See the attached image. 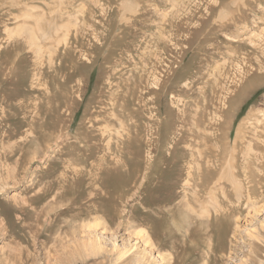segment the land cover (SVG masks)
I'll use <instances>...</instances> for the list:
<instances>
[{"label":"rangeland","instance_id":"rangeland-1","mask_svg":"<svg viewBox=\"0 0 264 264\" xmlns=\"http://www.w3.org/2000/svg\"><path fill=\"white\" fill-rule=\"evenodd\" d=\"M255 76L264 0H0V264H264Z\"/></svg>","mask_w":264,"mask_h":264},{"label":"bare ground","instance_id":"bare-ground-1","mask_svg":"<svg viewBox=\"0 0 264 264\" xmlns=\"http://www.w3.org/2000/svg\"><path fill=\"white\" fill-rule=\"evenodd\" d=\"M263 80V78L261 77V76H255V77H253L250 81H249V83H247V84H245L242 88H241V90L239 91V93H238V95H237V97L236 98H233L230 102H229V104H228V107H227V109L226 110H224L223 111V114H224V122L220 125V124H218V125H220L221 127L222 126H227V120L229 119L228 117L230 116V113H231V111L234 109V107H235V105H236V103H237V101L239 100V97L240 96H242L250 87H252V86H254V85H259V84H261V83H264V82H261ZM62 85V84H61ZM60 85V86H61ZM61 94V93H60ZM62 95V94H61ZM54 97V96H53ZM52 97V98H53ZM59 98V97H58ZM62 99V98H61ZM67 102V101H66ZM262 111V114L257 118H254L255 119V121L256 122H254L255 123V127H258L259 128V131H262V132H264V110H261ZM248 112H250V111H248ZM249 114V113H248ZM251 115V114H250ZM250 115H247V116H244V117H249ZM226 118H228L227 120H226ZM248 119V118H247ZM53 122V121H52ZM222 122V121H221ZM227 128H228V126H227ZM262 132H260V136L262 135L261 133ZM221 134V133H220ZM226 134V133H225ZM263 136V135H262ZM216 137V136H215ZM259 137V136H258ZM218 138L219 139H217V141L219 140V143H220V145H219V148H220V151H221V153L222 152H225V151H227L228 149H227V138H228V136L227 135H224V133H222L221 135H218ZM238 138V137H237ZM210 149H211V147H210ZM213 149V148H212ZM259 149H260V153L258 154V155H254V157H253V162L254 161H256V162H259V164H262L263 162H264V148H260V146H259ZM233 152V151H232ZM246 152V151H245ZM212 153V152H211ZM215 153V152H214ZM220 155H223V154H220ZM225 155V154H224ZM249 155V154H248ZM247 155V156H248ZM217 156H219V155H217ZM250 156V155H249ZM215 157V156H214ZM246 157V156H245ZM245 157H244V159H245ZM207 158V157H206ZM234 158H236V157H234ZM233 158V159H234ZM249 158V157H248ZM210 159V158H209ZM222 159V158H221ZM221 159H220V161H221ZM223 159H225L224 157H223ZM222 159V160H223ZM233 159H231V161L233 162L234 160ZM252 159V158H251ZM219 160V159H218ZM219 161V162H220ZM239 161V160H238ZM246 161V160H245ZM251 161V162H252ZM208 162H210V161H208ZM219 162H218V164H219ZM244 162V161H243ZM223 163V162H222ZM222 163H220V164H222ZM227 163H229V162H227ZM241 163V162H240ZM230 164V163H229ZM232 164V167L234 166L233 165V163H231ZM234 164H236V163H234ZM205 165H206V163H205ZM215 165V164H214ZM245 165H246V163H245ZM254 165V164H253ZM221 166V165H220ZM198 167H199V165H198ZM197 167V169H198V171H199V168ZM216 167V166H215ZM238 167H240L239 165H238ZM242 167H244V166H242ZM260 167H262V166H260ZM217 168V167H216ZM218 168H219V165H218ZM249 168V167H248ZM207 169V168H206ZM241 169V168H240ZM235 170V169H234ZM247 170V169H246ZM236 171V170H235ZM209 172V171H208ZM250 172V174L251 173H253L252 171H249ZM228 173H229V171H228ZM233 173V172H232ZM241 173V172H240ZM243 173V172H242ZM245 173H247V171L245 172ZM244 173V174H245ZM213 174H214V172H213ZM215 174H216V172H215ZM235 174H236V172H235ZM250 174H248L247 176H249ZM198 175V174H197ZM217 175V174H216ZM244 176V175H243ZM253 176H255V174L253 175ZM253 176H249L248 177V181L249 182H253L254 181V178H253ZM264 176V175H263ZM222 177V176H221ZM257 177V176H256ZM258 178V177H257ZM199 181V180H198ZM241 181V180H240ZM255 182V181H254ZM253 182V183H254ZM252 183V184H253ZM215 184V183H214ZM259 184V183H258ZM249 185V184H248ZM213 186V185H212ZM235 186V185H234ZM252 186V185H251ZM216 187V186H215ZM241 187V186H240ZM239 187V188H240ZM264 187V186H263ZM234 188V187H233ZM255 188V187H254ZM253 188V189H254ZM235 189H236V187H235ZM256 189V188H255ZM214 190V189H213ZM248 190H250V189H248ZM252 190V189H251ZM223 191V190H222ZM237 191V190H236ZM249 192V191H248ZM253 193V192H252ZM254 194V193H253ZM256 195V194H255ZM248 198V197H247ZM90 245V244H89ZM95 248V247H94ZM27 255V254H26Z\"/></svg>","mask_w":264,"mask_h":264}]
</instances>
